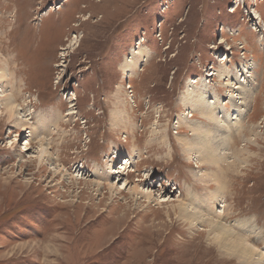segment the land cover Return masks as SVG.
I'll return each mask as SVG.
<instances>
[{"label":"rangeland","instance_id":"rangeland-1","mask_svg":"<svg viewBox=\"0 0 264 264\" xmlns=\"http://www.w3.org/2000/svg\"><path fill=\"white\" fill-rule=\"evenodd\" d=\"M7 65L20 114L0 106V264H255L213 239L220 205L264 254V0H0ZM193 197L204 223L173 207Z\"/></svg>","mask_w":264,"mask_h":264},{"label":"bare ground","instance_id":"bare-ground-1","mask_svg":"<svg viewBox=\"0 0 264 264\" xmlns=\"http://www.w3.org/2000/svg\"><path fill=\"white\" fill-rule=\"evenodd\" d=\"M123 66H125L126 68L129 67V65H127V63H125ZM8 67H9V65H7V68L6 67L3 68V69L0 68V97L3 98L2 100L0 99V106L2 105V108L4 109L3 112L5 113L4 115H7V118L8 119H10V118L11 119H15V117H18V114H20V109H18L17 104H15L14 97L8 96V93H6V91L3 89V86H4L3 83L4 82H7V87H8V85L11 82L10 81V77H9V75H11V74L9 73V68ZM242 70L245 71L246 68L244 69V67H243ZM218 72H219L218 78H222V80H226L224 86L232 87V89H242V85L241 84L238 85V83L243 82L245 80V77L244 78H241L240 77L241 75H239L237 77L238 82L237 83H234V84H237V85H234L233 82H232L233 80H231V79H233V77L232 76L230 77L231 73L227 70V68H223V70L218 71ZM245 76L246 77H249L251 75H247L246 74ZM200 89L202 90V92H204V94L207 93L206 87L201 86ZM244 94L245 93H243V92H241V93H237V92L235 93V92H233V93H231V96H233L234 98H238L239 99L236 102L237 104H245L246 102L245 101H244L245 103L243 102V100H244L243 99ZM16 95H18V94H16ZM241 99H243V100H241ZM213 101L212 102H209L208 100H206V104H202L200 114L203 115V116H205L207 119H210L211 121H213L215 119V117H216V119H215L216 121H214V122H218L217 120H219L218 119L219 113H217L216 109L218 108V111H220V108L221 107H220V105H218V104L215 103L216 105L213 107L214 108V112H213V110L210 107V104H214ZM231 106H232V104L230 105V107ZM242 110L244 111V109H242ZM26 112L24 111V114L21 115L20 121H18L16 123V125L23 126L24 124H26V125H29L30 124L29 119L31 117H29V113L28 112L26 113ZM236 112H237V118H240L241 115L243 114V113H241V115H240V112L238 110H236ZM71 114L72 115L74 114V111H72V109H70L67 112V115H71ZM239 115H240V117H239ZM25 116L28 117V119H26ZM220 117L222 118L223 115H221ZM225 119H227V118H225ZM23 128L24 129L31 128L32 130H34V125L33 124L32 125L30 124L29 126H23ZM224 130H226V128ZM39 132H41V131L39 130ZM220 132H221V130H220ZM205 134H206V132L203 134V136H202L203 138H206V135ZM27 135L29 137H31L32 136V133L30 132ZM29 140H30V138H28L27 142L24 143L25 144L24 145V150H26V148H27V145L26 144H30L29 143L30 142ZM25 141H26V139H25ZM40 142H42V141H40ZM222 142H221V144L224 146L226 144V141L223 140ZM43 144L42 143L38 144L39 146H41V150H40L41 154H39V156H38L39 166H41V163H43L45 161L47 162L48 160H50L49 153L46 150V148H45V151H44V147L42 146ZM184 145H185L184 146V151L186 153H192V154H194L195 155L194 158H196V162L200 161L199 152L197 150H194V149H197L198 145L197 144H191V145L190 144H187V145L184 144ZM199 145H201L200 149H202V148L204 149L201 152L202 153V160L205 161V162H207L208 164L213 165L214 167H218L221 164L220 162H223V161L226 160V156L225 155H227V154L223 153L222 155L215 156L212 153H208V151L211 148L209 145H206L205 146V143L203 145L200 143ZM219 148H221V147L219 146ZM29 149L30 148H28L27 151H29ZM204 153H205V156L203 157V154ZM127 166H128V163H127V161H125L124 163H122V164L119 165V167L117 168V170H115V172H119L120 170L124 171V170H126L125 168ZM128 167H131V166H128ZM212 171H214V170H212ZM217 175L218 174H216V176ZM214 176H215V173H214L213 177ZM213 177H211V175H208L207 176V178H210V180L212 178L213 179L212 181H215V183L218 186L217 191H219V193H220V188H221L222 184H221V182H219V180H217L218 179L217 178L218 176L215 177L217 179H215ZM93 184H95V183H93ZM97 185L99 186V183ZM124 185H125V181L123 183V186ZM125 188H127V184H126ZM219 193L216 192V191L214 193H212V194H215V197H212L211 196L212 197V199H211V202L212 203L213 202H215V203L216 202H221V200H219L220 198L218 197ZM149 196H150V192L149 193H146V197H149ZM193 199H194V201H196L195 198L193 197L192 200L190 201V203L187 204L188 206L185 205L186 203H182L180 201L176 206H173V207L177 210L178 215L180 216V218L182 217L184 220L188 221L189 224H194L195 222H197V223H201V222L204 223V218H203L202 215L195 214L194 212H192V211L189 210V208L191 210L192 209H198V207L196 206L197 201H196V203H194ZM222 206L223 205H220V210L217 212V215H215V218H216L215 220L210 219L207 222L205 221V223L209 227H211V233L214 234L213 239L216 240L215 242L217 243V245H221V247H223V248L224 247H227L230 253H232L237 259L238 258L241 259V261H243V262H248L250 260L251 262H254L255 264H264V261H263L264 260V254L263 253H260L261 251L257 250V248H255L252 244H250L249 242H247L246 237L245 238L242 237V236H244V234L242 236L240 234L237 235L236 233L233 234V233L230 232L231 229L229 230V229L226 228V227H229V226L224 227V225L221 223L222 220L220 221V219H222V216L225 215L224 208H222ZM249 232H251V231H249ZM258 240H259V238H258ZM79 250H80V248H79ZM79 250H77V251L79 252ZM80 254H82V252H80L79 255ZM75 255H77V254H75Z\"/></svg>","mask_w":264,"mask_h":264}]
</instances>
